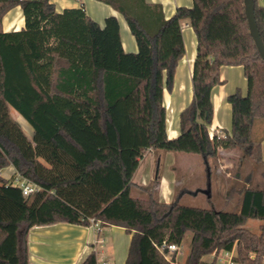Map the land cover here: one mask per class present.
I'll return each instance as SVG.
<instances>
[{"label": "trees", "instance_id": "16d2710c", "mask_svg": "<svg viewBox=\"0 0 264 264\" xmlns=\"http://www.w3.org/2000/svg\"><path fill=\"white\" fill-rule=\"evenodd\" d=\"M99 1L123 14L137 51L124 49L115 15L101 26L84 6L59 11L51 0H0V264H29L32 227L91 225V218L131 234L125 264H171L160 246L182 245L187 232L184 264H216L234 248L236 263L264 264V187L232 186L227 198L239 195L241 206L225 211L185 205L178 196L165 202L133 181L149 149L200 154L209 167L220 147L238 148L264 165L262 139L253 135L255 120H264V59L244 0H193L170 17L148 0ZM254 3L264 41V7ZM18 5L24 26L5 31L3 18ZM184 19L197 36L193 96L180 113V134L170 138L164 90H172L186 53ZM224 65L243 66L247 93L228 96L231 130L211 136ZM11 108L32 126L31 138ZM11 165L38 189L25 196L15 177L4 178ZM250 219L261 221L259 231L247 226ZM209 254L215 257L207 262ZM79 264H98L97 253Z\"/></svg>", "mask_w": 264, "mask_h": 264}, {"label": "crops", "instance_id": "0c3cea01", "mask_svg": "<svg viewBox=\"0 0 264 264\" xmlns=\"http://www.w3.org/2000/svg\"><path fill=\"white\" fill-rule=\"evenodd\" d=\"M57 10L62 11L68 7L84 6L88 15L96 20L101 26L105 24V18L115 15L120 23V32L123 47L126 51L135 52L138 50L137 41L132 34L128 23L118 10L111 5L99 0H51ZM153 3H161L166 17L172 16L180 6H193V0H148ZM264 7V0H259ZM24 26V16L20 5L12 8L3 18V28L5 31L18 30ZM183 37L186 53L177 66L174 78V85L171 91L164 90V103L167 109V131L170 138H175L180 134V113L189 104L193 96V67L197 50V36L188 19L182 21ZM222 84L217 85L213 92L214 118L210 127L211 136L225 134L231 130L232 107L228 102V96L238 88L243 94L247 93V78L241 65H224L221 68ZM184 91L188 94L184 95ZM230 124V125H229ZM262 132L264 124H258L256 128ZM254 131V130H253ZM33 134V133H32ZM224 149V150H236ZM221 149L219 148V151ZM161 150L149 149L146 153H154L151 158L152 166L160 160L162 163ZM145 153V154H146ZM144 154V155H145ZM263 157V151H262ZM264 161V157H263ZM171 164H173L171 162ZM2 176L6 179L12 177L20 178L16 174L14 166H9L2 170ZM171 177L167 173L153 171L150 167L141 170L139 168L133 176V181L140 186H148L151 181L156 180L161 193L162 201L172 200ZM134 188V192H138ZM140 190V189H138ZM141 192V190H140ZM135 195H139L136 193ZM131 234L124 227L103 224L100 230H96L92 225L74 224L69 222H58L51 225L34 226L29 232V264H79L91 252L97 253L98 262L107 261L109 264H125ZM224 252H220L219 255ZM214 255V254H213ZM218 255V256H219ZM207 256V255H206ZM204 256V260L205 257ZM215 257V255H214ZM180 263L178 253L175 257ZM210 262L211 260H205Z\"/></svg>", "mask_w": 264, "mask_h": 264}, {"label": "rangeland", "instance_id": "374dc122", "mask_svg": "<svg viewBox=\"0 0 264 264\" xmlns=\"http://www.w3.org/2000/svg\"><path fill=\"white\" fill-rule=\"evenodd\" d=\"M188 92L184 91V95ZM12 117L23 128L26 134L31 138L33 133L32 126L28 121L15 109L10 110ZM231 120V122H230ZM232 123V118L229 119ZM264 124V120L257 119L254 124L253 135L255 138L262 139V151L264 157V129L262 132H258L256 126L258 124ZM230 125V124H229ZM225 134H221L224 136ZM219 159L211 158L209 160L210 174L208 172V166L200 154L185 153V152H166L161 150L162 163L160 166L156 164L152 166L151 158L154 153H146L141 159V170L150 167L151 170L158 173L164 172L171 177L172 183V200L175 197H180V202L185 205L203 207V208H216L225 211H236L241 206V197L236 195L232 199L227 198L228 190L232 187H241L248 184L252 186L264 187V165L259 164L253 158L247 156L244 151L240 149L236 150H224L220 147ZM171 162L173 164H171ZM22 178H18L15 184H20ZM153 190L159 192L157 182L151 181L149 184ZM210 195L205 190L209 188ZM141 196H146L145 191L136 189ZM134 192V194H136ZM158 193L159 198L162 197ZM261 221L258 219H250L247 222V226L254 230L259 231ZM192 238V232H187L186 237L182 245L179 246L178 253L180 263L185 261L190 251V241ZM216 264H228L229 257L226 251H221ZM233 258L236 255V249H233ZM172 254H169L171 256ZM177 255V254H176ZM176 257V256H175ZM214 255L209 254L205 257V260H213ZM176 259L171 264H174Z\"/></svg>", "mask_w": 264, "mask_h": 264}, {"label": "built area", "instance_id": "2783aa9c", "mask_svg": "<svg viewBox=\"0 0 264 264\" xmlns=\"http://www.w3.org/2000/svg\"><path fill=\"white\" fill-rule=\"evenodd\" d=\"M16 181H18L17 178H16ZM19 185L21 186L23 194L25 196L32 194L33 192H35L38 189L36 184H33L32 182H30L26 179H23V178H22V181L20 182ZM91 225L94 226L96 230H100L101 222L99 220H95L94 218H91ZM166 247H167L168 252L166 253L165 256L172 263L173 261H172L171 256H169V254H171L172 252L178 251L179 245L178 244H167V242L164 241L163 244L160 246V249L163 250ZM232 251L233 250L225 252L227 255H231L229 257V263L228 264H238L234 261ZM98 264H109V263L107 261H102L100 263L98 262Z\"/></svg>", "mask_w": 264, "mask_h": 264}, {"label": "water", "instance_id": "95a60500", "mask_svg": "<svg viewBox=\"0 0 264 264\" xmlns=\"http://www.w3.org/2000/svg\"><path fill=\"white\" fill-rule=\"evenodd\" d=\"M244 5H245V11L248 17L249 21V26H250V32L251 35L255 41V44L261 54V56L264 59V41L261 37L260 30L258 28L257 20H256V15H255V3L254 0H244ZM208 172L210 174V168L208 167ZM205 192L210 195V185Z\"/></svg>", "mask_w": 264, "mask_h": 264}]
</instances>
